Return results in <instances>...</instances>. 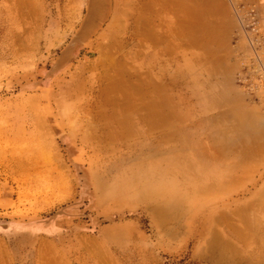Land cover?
Returning <instances> with one entry per match:
<instances>
[{"label": "rangeland", "instance_id": "374dc122", "mask_svg": "<svg viewBox=\"0 0 264 264\" xmlns=\"http://www.w3.org/2000/svg\"><path fill=\"white\" fill-rule=\"evenodd\" d=\"M132 1L0 0V264L258 261L264 244V0H149L141 9ZM149 10L156 12L152 20ZM140 15L146 19H139V31L148 33L131 38ZM190 16L205 32L210 56L202 45L187 46L186 32L197 29ZM148 36L165 41L154 45ZM159 51L162 63L149 66ZM177 70L183 76L177 75L176 96L166 104L177 115L168 125L145 109L154 106L150 99H163L156 89L138 94L129 88L130 104L140 110L134 112L115 86L113 112L106 100L111 85L100 79L105 73L139 89L170 86ZM206 83L225 89L230 102L204 110L194 92ZM239 106L248 129L235 128ZM121 114L130 116V131H105L101 122ZM175 119L176 127L170 125ZM246 129L261 143L247 157L245 147L253 144ZM153 156H163V166L171 163L176 189L126 192L138 187L120 175Z\"/></svg>", "mask_w": 264, "mask_h": 264}, {"label": "bare ground", "instance_id": "6f19581e", "mask_svg": "<svg viewBox=\"0 0 264 264\" xmlns=\"http://www.w3.org/2000/svg\"><path fill=\"white\" fill-rule=\"evenodd\" d=\"M96 1L98 2V1H101V0H93V4H94V6H95V4H97L96 3ZM129 1V0H128ZM158 1V0H157ZM181 1V0H180ZM179 1V2H180ZM192 1V0H191ZM196 1V0H195ZM126 2V1H125ZM179 2H177L176 1V3H179ZM183 2H185V0H183ZM182 2V3H183ZM187 2V1H186ZM193 2H194V0H193ZM198 2V1H197ZM196 2V3H197ZM202 2V0H200V3ZM206 2V1H205ZM207 2H208V0H207ZM99 3V2H98ZM192 3V2H191ZM210 3V2H209ZM147 4H149V0H133L132 2H131V4L130 5H132V7H135V6H138L139 8L141 7H147ZM158 4V3H157ZM188 4V3H187ZM193 4V3H192ZM211 4V3H210ZM98 5V4H97ZM175 5V4H174ZM194 5V4H193ZM196 5V4H195ZM199 5V4H198ZM198 5H196L197 7H198ZM200 5H203V4H200ZM149 6V5H148ZM190 6H191V4H190ZM196 6H194V7H196ZM206 6V5H205ZM202 6H200L199 8H201ZM208 7H210V5H208ZM140 8V9H141ZM205 8V7H204ZM206 8H207V6H206ZM136 9V8H135ZM139 9V10H140ZM182 9V8H181ZM203 9V8H202ZM211 9V8H210ZM221 9V8H220ZM134 10V9H133ZM136 10H138V9H136ZM151 10V9H150ZM149 10V13L147 14L146 13V16L148 15H150L151 16V20H152V18H153V16H152V14L155 12H152L151 13V11ZM154 10V9H153ZM158 10V9H157ZM212 10V9H211ZM179 11H180V9H179ZM182 11V10H181ZM203 11V10H202ZM205 11V10H204ZM207 11H210V10H207ZM189 12V11H188ZM138 13V12H137ZM140 13H141V15H142V13L143 12H141L140 11ZM156 13V12H155ZM183 13V12H182ZM205 13H206V11H205ZM132 14H133V12L131 13V16H132ZM190 15H191V13H189ZM208 14V13H207ZM113 15V14H112ZM137 15H139V14H137ZM140 15V16H141ZM154 15V14H153ZM205 15V14H204ZM135 16V15H134ZM143 16V15H142ZM137 17V19L134 17V19H135V21H136V23L135 22H132V23H134L135 25H133L131 28H132V33H131V35H130V37L131 38H134L135 36H138V35H140L141 34V36L143 35V31H141V33H140V31H139V29H140V27H142V23L140 22V27H138V21H141V20H139V19H141V18H143V17ZM181 16H182V14H181ZM188 17H189V15H187ZM193 16V15H192ZM192 16H190V17H192ZM196 16V15H195ZM144 17H145V15H144ZM130 18V17H129ZM132 19H133V17H131ZM148 18H150V17H148ZM200 18V17H199ZM115 19V20H114ZM144 19H146V18H143L142 19V21H144L145 22V20ZM178 19H179V17H178ZM185 19V18H184ZM186 19H187V17H186ZM196 19H197V17H196ZM189 20H192V22L193 23H191L190 22V24H193L192 26H194V17H192V19H190L189 18ZM115 21H116V17H113V22L111 23V24H114L115 23ZM130 21V20H129ZM133 21V20H132ZM149 21H150V19H149ZM198 21V20H197ZM143 22V23H144ZM150 23V22H149ZM187 24V23H186ZM189 23H188V25H190ZM115 25V24H114ZM130 25V24H129ZM144 25V24H143ZM147 25V24H146ZM145 25V27L147 28L148 27V25L146 26ZM131 26V25H130ZM191 26V27H192ZM190 27V26H189ZM197 27V29H195ZM130 28V27H129ZM144 28V27H143ZM151 27H149V29H150ZM193 29H195V30H192L191 28L186 32V34H185V36H186V42L187 41H189V44L187 43V46H189L190 44L191 45H195V46H203V47H205V48H203V47H201V48H203L204 50L205 49H207L206 51V53H207V55H209V54H212V52H211V50H208V47H209V45H208V47H207V44H208V42H207V40L205 41V32L203 31V30H200L199 29V27L198 26H194V28ZM213 29V28H212ZM131 30V29H130ZM144 34H145V36H146V33H148L147 31V29H145L144 28ZM147 30V31H146ZM187 30V29H186ZM218 30V29H217ZM200 31H202V34L200 33L199 34V32ZM211 31V30H210ZM219 31V30H218ZM155 32V31H154ZM182 32V31H181ZM152 33H153V30H152ZM207 34V33H206ZM162 35V34H161ZM200 35H202V37L200 36ZM210 35V34H209ZM145 36H142V37H145ZM163 36V35H162ZM170 36V35H169ZM200 36V37H199ZM207 36V35H206ZM149 38H150V40L149 41H151V39H153L154 37L152 36V37H150V36H148ZM165 37V36H164ZM146 38V37H145ZM157 38V37H156ZM155 38V39H156ZM163 38V37H162ZM162 38H157L156 40H152L151 42H152V44H154L155 45V43H160V42H162L163 43V41H165L164 39L162 40ZM136 39V38H135ZM138 39V38H137ZM136 39V40H137ZM169 38H167V40H168ZM140 40H141V37H140ZM182 40V39H181ZM143 41V40H142ZM154 41H155V43H154ZM167 42H170V41H166L165 43H167ZM185 42V43H186ZM210 42V41H209ZM137 43V42H136ZM138 44V43H137ZM168 44H170L171 45V43H168ZM184 44V41H183V43H182V45ZM198 44V45H197ZM212 44V43H211ZM140 45V44H139ZM144 45V44H143ZM160 45V44H159ZM190 45V46H191ZM145 46V45H144ZM160 46H162V45H160ZM169 45H166L165 46V48L167 49V47H168ZM175 46V45H174ZM183 46H185V44L183 45ZM105 46H101V48L99 49V54H102V53H104L105 54V48H104ZM156 47H158V46H156ZM155 47V48H156ZM218 47V46H217ZM162 48H163V46H162ZM174 48V47H173ZM154 49V48H153ZM164 49V48H163ZM162 49V50H163ZM170 49H171V47H170ZM156 50V49H155ZM173 50V49H172ZM174 50H175V48H174ZM165 51V50H164ZM162 52H157V54L154 56V57H152V58H150L147 62L149 63V66H153L156 62H158V63H162V61L160 60V57H161V54ZM164 53V52H163ZM210 56V55H209ZM207 57V56H206ZM196 58L197 57H195L194 58V60L196 61V62H198L197 60H196ZM210 58V57H209ZM209 58H208V60H209ZM193 59H191L190 61H192ZM201 60V59H200ZM199 60V61H200ZM203 60V59H202ZM190 61H188L187 63H186V65L188 66L189 65V63H190ZM216 62H218V60H215ZM99 62H102V63H104L103 64V66H106V64H107V62L105 61V60H99ZM205 62V61H204ZM206 63V62H205ZM204 64V63H203ZM204 66L207 68V70L210 68L209 66H207V65H205L204 64ZM212 69L213 68H211V69H209V71L211 70L212 71ZM177 72H178V70H177ZM183 71H181V72H178V73H174V75H173V77H172V79H171V81L169 82V84H170V86H168L167 84H163V83H160L159 85H157V84H150V85H148L147 84V87H142V88H138V87H136L137 85H135V87L134 86H129V84H127V81H126V78L124 79V81L121 83V82H117V81H113L112 80V78L110 77V76H108L107 77V74H105V73H103L102 74V76L100 77V79L104 82V84H106L107 86L108 85H111V88H110V90H109V93H108V95H106V100H107V102L111 105V108H112V111L114 112L116 109H118L117 107H115L116 106V104L118 103V102H116V99L112 96V90L114 89V87L115 86H117L119 89H124V92H123V97L125 98V102L126 103H128L129 104V110H131V111H133V110H135L134 112H139L140 110H137V109H139V108H136L134 105H131L130 104V101L131 100H129L131 97H130V93L128 92L129 91V88L131 87V89H134V93H138V94H142V92H147V90L149 89V87L148 86H150V88L153 90L152 92L150 91V94L151 93H153V92H155L156 90L158 91V92H156L157 93V95L158 94H160L161 95V98H163L162 100H161V102H159V100H158V102L157 101H155V100H152V99H150V101H149V103L150 104H152V105H154V106H151V107H146L145 109H147V108H149V110H151V111H153L154 113H155V116H153V115H148V113L146 114V115H148V116H151L152 117V120L154 119V120H156L157 121V119H158V121L159 120H161V124H163L164 125V123L163 122H165L167 125L169 124V121H168V119H170V117H171V119L173 118H175V115H177L176 114V108L175 107H173V106H166V104H169V97H171V96H176V93H175V85L174 84H177L178 83V81L179 80H177V75H182L183 76ZM215 73V72H214ZM128 77V76H127ZM128 78H130V76L128 77ZM107 81V82H106ZM151 83V82H150ZM133 85V84H132ZM145 85V84H144ZM215 86H213V85H210V84H208V83H206V88L204 89V91L202 92V91H196V92H194L195 93V95L197 96V98L202 102V107L204 108V110H209V109H211L212 107H216V106H223V104H226V103H229L230 102V100H229V98H228V96H227V93H225L226 92V90L225 89H222V90H216L215 88H214ZM130 89V90H131ZM156 89V90H155ZM155 90V91H154ZM194 91V90H193ZM134 93H133V95H134ZM132 94V93H131ZM153 94H155V93H153ZM132 95V96H133ZM145 95H146V93H145ZM149 95V94H148ZM170 95V96H169ZM140 96V95H139ZM150 96V95H149ZM159 96V95H158ZM140 97H142L143 98V96H140ZM155 97V96H154ZM160 97V96H159ZM172 98V97H171ZM174 98V97H173ZM148 100H149V98H148ZM145 101V100H144ZM152 101H155V102H157V104L155 103V102H152ZM148 103V104H149ZM174 102L172 101L171 102V104H173ZM141 104V103H140ZM156 104V105H155ZM159 105V107L158 108H155V107H157ZM236 105H238V104H236ZM242 106V105H241ZM241 106H239V113H237L236 114V116H239V117H237L236 118V116L234 115V113H232L234 116H233V119L234 118H236V120H238V121H235V122H237V124L235 125V128H236V130H238V128L240 127L241 129H245V128H247L248 129V127L247 126H249V122H250V120H248L247 118H245V113H244V111L242 110V108H241ZM144 107V106H143ZM165 107H167V108H165ZM171 107V108H170ZM236 107V106H235ZM234 107V108H235ZM169 108H170V110H169ZM141 110H142V108H141ZM149 110H147V112L149 111ZM233 109H231V111H232ZM146 111V110H145ZM225 111V110H224ZM163 113V114H159V113ZM165 112H166V114H165ZM172 112V113H171ZM145 113V112H144ZM154 113H152V114H154ZM175 114V115H171V114ZM247 113V112H246ZM249 113V112H248ZM151 114V113H150ZM161 115H163L162 117H160ZM148 116H147V118L146 119H148ZM232 116V115H231ZM102 118H106V117H103V115H102ZM214 118H216V117H214ZM230 118V117H229ZM150 119V118H149ZM177 119V118H176ZM176 119H175V121H174V124L172 123H170V125H173V126H175L176 124H175V122H176ZM228 119V118H227ZM129 120H130V116L128 115H126V114H121V115H113V120L112 121H110V122H108V121H102L101 122V125L104 127V130L105 131H130L129 130V127L128 126H130L129 124H133L132 122L130 123L129 122ZM229 120V119H228ZM150 121V120H149ZM155 121V122H156ZM148 122V121H147ZM152 122V121H151ZM151 122H148V123H146V124H149L150 123V126H151ZM229 122V121H228ZM153 123V122H152ZM157 123H159V122H157ZM156 123V124H157ZM158 125V124H157ZM163 125H161V127H163ZM178 125V124H177ZM176 125V126H177ZM231 125V124H230ZM239 126L238 128L236 127V126ZM241 125V126H240ZM152 126H155V124H152ZM159 127H160V125H158ZM175 126V127H176ZM213 126V125H212ZM232 126V125H231ZM132 127V126H131ZM134 127V126H133ZM161 127H160V129H161ZM174 127V128H175ZM228 128H229V126H227ZM249 127H251V126H249ZM155 129V128H154ZM158 129V128H157ZM226 129V128H225ZM241 129H239V130H241ZM246 129V131H248ZM177 130V129H176ZM180 130V129H179ZM179 130H177V131H179ZM217 130H218V128H217ZM223 130V129H222ZM227 130V129H226ZM131 131H133V130H131ZM181 131V130H180ZM184 131V130H183ZM186 131V130H185ZM216 131V130H215ZM219 131H221V129L219 130ZM218 131V132H219ZM246 131H245V133H246ZM228 132V131H227ZM250 131H248L247 133H249ZM170 133H172V131L170 132ZM174 133V132H173ZM173 133H172V135H173ZM214 133V135H216L215 134V132H213ZM238 133H240V131L238 132ZM246 133V134H247ZM251 133H253V132H250L249 133V135L251 134ZM262 133V132H261ZM208 134V133H207ZM228 134V133H227ZM254 134V133H253ZM253 134H251L252 135V144L253 145H250V146H246L245 147V154L247 153V152H250V151H252L253 149H254V146H255V148L258 146L259 147V149H260V147H261V143L258 141V139H257V137H256V135H253ZM168 135V134H167ZM170 136H171V134H169ZM213 135V134H212ZM238 135H240V134H238ZM248 135V134H247ZM166 136V135H165ZM216 136H218V135H216ZM223 136V135H222ZM235 136V135H234ZM241 136H243L242 134H241ZM172 137V136H171ZM171 137H169V139H171ZM174 137V136H173ZM172 137V138H173ZM228 137V136H227ZM237 137H239V136H237ZM182 138V137H181ZM216 138H218V137H216ZM259 138V137H258ZM162 139V138H161ZM165 139H168L167 137L165 138L164 136H163V139H162V141H172V140H165ZM244 139V138H243ZM159 140V139H158ZM174 140V139H173ZM245 141H246V139H244ZM218 141V140H217ZM245 141H241L240 143H243V142H245ZM143 142V141H142ZM141 142V146H143L144 144ZM220 142V141H219ZM226 142H228V140H226ZM247 143V142H246ZM230 144H231V142H230ZM229 144V145H230ZM153 145V144H152ZM247 145H249V144H247ZM155 147H160V145L159 146H156V145H154ZM245 146V145H244ZM258 147H257V149H255V151L257 150L258 151ZM154 149V148H153ZM152 149V147H151V150H153ZM160 149V148H159ZM161 150V149H160ZM152 152V151H151ZM154 152H155V154L156 153H158L159 151H158V148H157V150H154ZM153 153V152H152ZM244 153V152H243ZM242 155H244V154H242ZM249 155V153H247L246 155H244V156H248ZM147 158H149V157H147ZM142 161H138V162H134V163H132V164H130V166H129V168H127V172L126 173H123L122 175H120V181L121 182H125L129 187H133V186H137L138 187V189H136V190H128V191H126V192H128V193H130V194H133V195H137V194H143L144 193V191H146V190H151V189H156V190H160V189H162V191L163 192H168V191H170V190H174V189H176V185H175V181H173V180H171V179H174V177L172 178V172L171 173H169V170H168V168H167V166L166 165H171V163H169V162H166L165 163V166H163L162 165V160H163V156H153V157H151L150 159H149V163H145L144 162V158L143 159H141ZM172 160V159H171ZM192 161V160H191ZM144 162V163H143ZM194 162V161H193ZM199 166V165H198ZM210 173V172H209ZM177 174H178V172H177ZM206 174V173H205ZM204 174V175H205ZM200 175H202V174H200ZM209 175V174H208ZM203 177V176H202ZM209 177V176H208ZM176 178V177H175ZM202 179V178H201ZM215 179H218V178H215ZM193 181V180H192ZM197 181V180H196ZM201 181V180H200ZM199 181V182H200ZM121 182H117V185L115 186L116 188H118V185L121 183ZM190 182V181H189ZM198 182V181H197ZM114 183H116V182H114ZM193 183V182H192ZM218 183V182H217ZM199 184H201V183H199ZM206 184V183H205ZM153 186V187H152ZM197 186V185H196ZM115 187H114V189H115ZM192 188V187H191ZM114 189H113V191H114ZM192 191H194V192H196V193H198V192H201V191H199V190H196L195 189V187L194 188H192ZM160 193V192H159ZM151 194V193H150ZM186 194H188L187 192H186ZM187 196V195H186ZM211 196V195H210ZM179 199H182V198H180V197H178ZM174 206H176V204H174ZM260 239H261V241H262V243L264 242V237H260ZM41 245H43V244H41ZM50 245V244H49ZM48 246V245H47ZM44 247V246H43ZM46 247V246H45ZM49 248L51 247H53V246H48ZM3 251V250H2ZM2 254V253H1ZM58 255V254H57ZM58 257H59V255H58ZM61 263H63V262H61ZM64 264V263H63ZM252 264H264V244H262V247H261V250H260V257L258 258V261H256L255 263H252Z\"/></svg>", "mask_w": 264, "mask_h": 264}]
</instances>
